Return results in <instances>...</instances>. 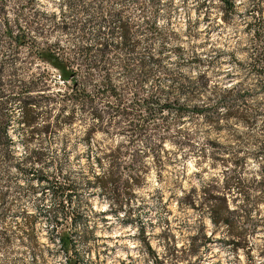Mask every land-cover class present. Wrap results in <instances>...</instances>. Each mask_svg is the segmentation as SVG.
<instances>
[{
	"label": "rangeland",
	"instance_id": "374dc122",
	"mask_svg": "<svg viewBox=\"0 0 264 264\" xmlns=\"http://www.w3.org/2000/svg\"><path fill=\"white\" fill-rule=\"evenodd\" d=\"M103 1L0 0L1 19H9L15 33L18 24L31 30L42 46L59 44L68 48L76 43L77 30L82 25H87L91 36L107 28L105 23L91 21L101 11ZM104 2L103 6L115 12L124 10L133 24L135 48L127 57L124 52L114 53L111 66L128 98L134 92L143 94L144 89L138 84L140 58L145 56L150 40L154 49L163 48L162 65L150 63L154 74H159L158 70L162 72V66L175 74H204L206 87L201 89L204 95L201 102L217 97L214 84H256L259 73L253 68V58L257 47L264 44V0H236L237 11L226 15V21L220 0ZM148 16L155 18L158 32L146 23ZM64 18L69 22L68 28L59 24ZM113 25L117 27L116 22ZM257 30L261 31L259 38ZM152 32L155 36L149 39ZM12 51L13 38L1 29L0 60L5 61L6 78L13 70H17L19 78H38L46 69L53 79H58L57 71L29 56L26 46L15 55ZM125 58L130 64L127 72L120 69ZM53 84L54 89L64 86L57 80ZM47 107H41V122L46 119ZM8 108L18 116L21 113L18 103H10ZM75 116L74 122L63 124L49 134L31 135L24 129L19 136L11 130L16 140L30 138L16 144L22 166L38 162L44 171L60 166L77 184L67 206L69 215L72 217L76 211L78 218L60 219L61 225L55 229L54 214L50 211L54 200L49 189L43 190L44 186L32 172L22 175L15 166L0 160V264H66L67 254L58 237L66 225L71 228L78 264H264L263 204L257 214L253 211L255 226L253 222L247 224L253 244V249L248 250L235 249L230 240L237 236L233 237L223 226L214 225L206 211L191 208L181 199L185 193L215 180L222 183L228 175L236 181L235 170L238 176L251 181L262 157L257 156L263 139L260 130L254 132L234 117L218 123L215 119L194 116L176 123L170 115V131L163 132L161 127L149 131L145 139L131 146L142 152L147 145L155 143L159 133H165L164 166L151 164L132 189L125 188L123 182L116 184L120 192L116 196L113 191L105 195L93 188L90 179L93 170H101L97 158L121 144L128 146L129 137L102 130L89 135L87 131L92 123L89 115L76 107ZM212 116L218 117L219 113L215 111ZM177 126H185L187 130L183 134H189L190 138L175 139ZM133 167L135 172L141 171L140 162ZM127 177L125 174L124 180ZM148 242L156 255L164 258V263L154 261ZM172 252L184 256L182 261L175 263Z\"/></svg>",
	"mask_w": 264,
	"mask_h": 264
},
{
	"label": "trees",
	"instance_id": "16d2710c",
	"mask_svg": "<svg viewBox=\"0 0 264 264\" xmlns=\"http://www.w3.org/2000/svg\"><path fill=\"white\" fill-rule=\"evenodd\" d=\"M104 1L101 11L91 21L105 23L107 28L91 36L87 25H82L77 30L76 43L68 48L59 44L55 47L40 45L31 30L21 24L16 26L18 32L15 33L10 20L1 19L0 10V30L5 29V33L13 38V55L26 46L29 56L51 65L57 71L55 75L58 77L53 79V74L45 69L39 73L38 78H19L17 70H13L6 78L5 61L0 60V160L9 163L10 167L15 166L22 175L32 172L44 186L43 190L49 189L54 200L50 211L54 214V227L58 229L61 225L60 219L67 220L69 216L71 220L78 218L76 211L72 212V217L69 215L67 206L72 199V193L77 190V184L64 174L60 166L49 171H44L38 162L22 166L16 144L30 138L16 140L11 130L19 136L24 129L29 130L31 135L49 134L63 124L74 122L76 107H79L89 115L92 122L87 131L89 135L100 130L126 134L129 137L128 146L121 144L104 152L103 157L97 158V167L101 170H93L90 179L93 188L100 189L105 195L113 191L118 196L120 192L116 184L123 182L125 188L132 189L151 164L159 163L164 166L163 154L166 152L164 145L167 138L165 133H159L155 143L147 145L142 152L131 148L136 142L145 139L149 131H157L160 127L164 129L163 132L170 131L172 119L179 123L185 117L200 116L205 120L215 119L222 123L224 119L234 117L248 129L254 132L260 130V134H263L257 149V156L261 154L262 157L255 177L248 182L245 176H238V171L235 170L236 181L232 175H228L222 183L215 180L200 189L185 193L181 199L191 208L206 211L214 225L223 226L233 237L237 236L230 240L235 249L242 247L252 250L248 225L253 222L255 226L256 216L253 211L256 210L257 214L261 205H264V44L257 47V54L253 58V68L259 73L256 84H214L213 91L217 97L201 102L200 98L204 96L201 89L206 87L204 74H175L164 66L162 72L158 70L160 73L154 74L150 63L161 64L163 48L154 49V42L150 40L145 56L140 58L138 84L143 87V94L141 96L140 92H134L133 97L128 98L111 69L112 55L124 52V57H127L135 48L137 40L134 38L132 21L126 18L124 10L115 12L108 6H103L106 5ZM220 1L226 11L223 17L226 21V15L237 11V3L236 0ZM85 8L88 9L87 6ZM115 22L117 27L113 25ZM146 23L151 29L159 31L154 17L148 16ZM59 24L68 28L69 22L64 18ZM150 36L149 39L155 36L154 32ZM260 36L261 31L257 30L256 37ZM129 65V59L125 58L120 69L127 72L130 70ZM152 75L154 76L150 79ZM166 78L169 81H164ZM56 80L64 86L54 89L52 85ZM145 82L148 84L145 85ZM14 102L21 107L19 116L8 108ZM43 105L48 107L46 119L41 122ZM215 111L219 113L218 117L212 116ZM170 115L174 118L171 119ZM186 130L185 126H177L175 139L183 136L190 138L189 134H183ZM12 159L16 161L13 162ZM137 162L141 166L139 173L133 167ZM125 174L128 177L124 180ZM70 231L71 228L66 225L61 228L58 237L67 254L66 264H78L77 250ZM83 235L86 236L87 232ZM147 246L149 254L154 255V261L164 263V258L156 255L149 242ZM171 255L175 258V263L184 258L175 252Z\"/></svg>",
	"mask_w": 264,
	"mask_h": 264
}]
</instances>
